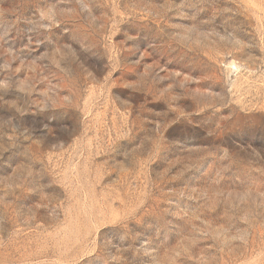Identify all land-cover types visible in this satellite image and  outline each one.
Wrapping results in <instances>:
<instances>
[{
  "label": "rangeland",
  "instance_id": "374dc122",
  "mask_svg": "<svg viewBox=\"0 0 264 264\" xmlns=\"http://www.w3.org/2000/svg\"><path fill=\"white\" fill-rule=\"evenodd\" d=\"M0 264H264V0H0Z\"/></svg>",
  "mask_w": 264,
  "mask_h": 264
}]
</instances>
